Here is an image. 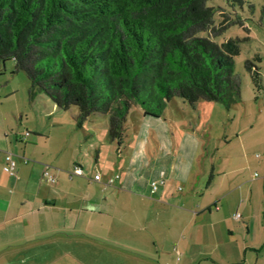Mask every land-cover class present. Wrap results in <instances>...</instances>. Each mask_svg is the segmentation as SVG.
Here are the masks:
<instances>
[{
	"label": "crops",
	"instance_id": "0c3cea01",
	"mask_svg": "<svg viewBox=\"0 0 264 264\" xmlns=\"http://www.w3.org/2000/svg\"><path fill=\"white\" fill-rule=\"evenodd\" d=\"M257 67L260 80L252 83L264 95ZM263 97L254 121L232 112L241 97L222 115L229 124L217 115L219 137L208 134L209 114L201 126L178 125L181 136L168 145L158 138L155 148H104L101 164L102 148L92 147L103 114H93L79 127L96 155V168L86 170L77 148H56V156L51 148H0V264H264ZM149 124L169 130L166 123ZM102 137L107 140L103 130ZM9 156L14 175L2 168ZM134 160L145 167L143 175L134 172ZM75 164L82 175L70 174ZM46 168L54 181L43 178ZM96 172L100 180L93 179Z\"/></svg>",
	"mask_w": 264,
	"mask_h": 264
},
{
	"label": "trees",
	"instance_id": "16d2710c",
	"mask_svg": "<svg viewBox=\"0 0 264 264\" xmlns=\"http://www.w3.org/2000/svg\"><path fill=\"white\" fill-rule=\"evenodd\" d=\"M208 1L0 0V65L13 60L25 73L30 100L42 94L58 109L76 106L77 127L107 115L109 139L120 147L136 105L158 117L174 97L239 101L233 54L241 40L222 46L211 38L241 20L222 14L217 24ZM244 66L258 82V67Z\"/></svg>",
	"mask_w": 264,
	"mask_h": 264
},
{
	"label": "rangeland",
	"instance_id": "374dc122",
	"mask_svg": "<svg viewBox=\"0 0 264 264\" xmlns=\"http://www.w3.org/2000/svg\"><path fill=\"white\" fill-rule=\"evenodd\" d=\"M208 5H212L217 9L214 16L217 24L220 23L222 14L229 15L233 20L236 17L241 20V23L234 21L211 39L222 46H226L227 41L230 39L241 40L236 42V45H238L237 52L233 54L234 70L241 78V102L238 107L233 106L231 110L242 119L246 115L251 114L252 121H254L255 115L259 113L261 108V102L259 101L264 95L261 90H255L251 74L246 70L244 63L246 60H251L256 66L261 68L262 85L264 86V0H243L241 5L236 3L232 5L227 0H209ZM246 36H249V38L245 40ZM29 86L30 82L25 73L14 71L13 60H8L0 65V148H51V152L53 150L52 155L55 156L58 154V152H54L56 148H77V154L80 153L85 156L84 162L86 164H82L84 169L86 170L88 166H95V152L94 150L90 152L86 149L90 147L85 141L84 133L75 123V113H78L77 107L71 106L69 109L62 110L55 106V113L52 112L51 114L53 103L50 98L41 95V97L36 96L33 100H30L28 97ZM258 87H260V84H258ZM203 102L213 104L215 101L199 100L190 105L183 99L174 97L168 101L162 115L158 117L148 116L144 121L138 113L141 112V107L139 105L132 107L126 116L124 138L120 147L117 146L116 142H110L108 130L103 124L105 120V115H103V119L96 124V143L95 147H92L102 148L99 163L101 164L103 156L106 155L104 148H121L123 151H129L130 148H155V140L157 141L158 138L168 145L167 139L177 140L179 135L181 136V133L176 128L178 125L181 126L186 122L190 126L194 124L201 126L207 119L206 115L209 114H212L210 118L212 126L208 134L213 138L219 137L222 134L223 127L217 122H215L217 124L215 126L214 121L217 115H220V123L223 120L225 123L227 122L224 119L225 117H222L226 113L227 107L223 103H220V105L215 102L221 109L218 107H214V109L210 107L211 105H201ZM169 114H171L173 122H170ZM199 120L201 121L198 123ZM158 121L166 123L169 130H165L163 125H161L162 128L158 125L153 128L149 124V122ZM172 127L171 133L170 129ZM236 127L238 128V126ZM236 127L233 128L235 129ZM102 130L107 135L106 141L103 140ZM225 131H229L228 125ZM26 133H28L26 143L19 139L18 143L15 141V134L23 135L24 137ZM204 141L206 142V139ZM233 145L234 143L227 148H232ZM126 164L128 165V162ZM132 165L135 168V173L141 172L140 174L143 175L142 172L145 167L138 160H134ZM129 169L132 170V166H129ZM146 174H149V171ZM246 175L248 177L253 176V170L248 171ZM254 175L256 176L257 174ZM175 253H177L176 255L179 258V250L175 249Z\"/></svg>",
	"mask_w": 264,
	"mask_h": 264
},
{
	"label": "built area",
	"instance_id": "2783aa9c",
	"mask_svg": "<svg viewBox=\"0 0 264 264\" xmlns=\"http://www.w3.org/2000/svg\"><path fill=\"white\" fill-rule=\"evenodd\" d=\"M28 133L24 134L23 139L25 136H27ZM26 161V160H24ZM3 171L8 173L9 175H14L17 171V164L16 161L9 156L7 163L3 166ZM71 175H82L83 174V168L79 164H75L70 172ZM43 178L47 181H54L53 176L49 173L48 169L46 168L43 172ZM118 178V174H115L114 176L110 177L107 179V182L109 184H112L114 180ZM94 180H100L101 179V174L96 172L93 175ZM162 183V181H161ZM157 186V183L154 181L151 183L152 189H155ZM235 217H239V214H235Z\"/></svg>",
	"mask_w": 264,
	"mask_h": 264
}]
</instances>
